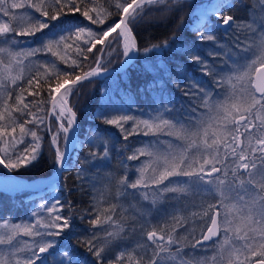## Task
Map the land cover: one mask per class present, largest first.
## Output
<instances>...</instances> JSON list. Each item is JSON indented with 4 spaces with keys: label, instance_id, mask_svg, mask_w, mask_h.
Masks as SVG:
<instances>
[{
    "label": "snow or ice",
    "instance_id": "6c2138e0",
    "mask_svg": "<svg viewBox=\"0 0 264 264\" xmlns=\"http://www.w3.org/2000/svg\"><path fill=\"white\" fill-rule=\"evenodd\" d=\"M236 6L233 0H0V190L35 186L15 173L39 163L46 135L50 168L39 178L48 196L32 203L35 210L19 223L11 215L0 219V264H191L185 256L195 228L178 236L189 220L180 215L189 206L181 202L202 193L216 203L191 214L201 239L190 248L207 252L210 243L213 255L193 256L195 264H264V0H241L246 16L239 20L226 11ZM148 13L159 15L145 20ZM174 13L179 17L169 36L138 46V24L167 23ZM206 42L205 55L198 45ZM120 49L119 68L141 61L146 79L138 91L151 101L135 111L145 119L130 114L136 100L120 87L127 70L105 67ZM165 51L174 65L163 61ZM109 73L119 79L100 90L104 103L91 119L119 129L124 142L118 148L105 128H86L81 138L70 102L84 83L109 81ZM141 132L149 139L125 159L128 137ZM114 149L116 169L105 171ZM131 161L137 179L130 183ZM73 170L75 187L68 188L64 174ZM76 190L90 195L83 210L61 196ZM129 198L137 204L125 207ZM127 211L144 221L139 229L118 218ZM77 212L91 227L76 228ZM154 218L157 225L146 231ZM169 218L175 221L170 230ZM73 236L76 245L67 242ZM82 245L91 262L80 255Z\"/></svg>",
    "mask_w": 264,
    "mask_h": 264
},
{
    "label": "trees",
    "instance_id": "16d2710c",
    "mask_svg": "<svg viewBox=\"0 0 264 264\" xmlns=\"http://www.w3.org/2000/svg\"><path fill=\"white\" fill-rule=\"evenodd\" d=\"M197 1V0H196ZM233 2L237 5L236 7L226 10L228 14H234L235 17L239 20L242 19L246 16V10L239 7V4L241 0H233ZM185 11H187V6L185 7ZM153 15L158 16L159 13H148L145 16V20H148L150 17ZM179 17V13H174L172 17L168 20L167 23H143L141 22L140 24L137 25L135 29V35L137 38V43L140 48H143L147 46L148 44H153L157 43L159 41H162L165 39L167 36L171 34L172 29L175 26L176 20ZM191 20V18H189ZM93 28H103V25H93ZM106 30V29H105ZM213 34L217 36L219 39L223 40L224 39V32L218 29H213ZM190 39H195L194 36H190ZM201 51V54H205L204 52L205 49L211 46L210 42H206L204 44H199L198 45ZM122 49H120L117 53L113 54L110 58V62L105 64V67L112 68L116 66L120 61L122 57ZM50 56V54H48ZM99 55V53H97ZM162 58L164 62H168L170 66L174 65L176 60L173 59V54L170 51H165L162 53ZM52 59H55V57H52ZM92 63L89 65L90 67L94 66V61H95V56H92L91 58ZM106 59H108L106 57ZM60 67H65V65L60 64ZM127 70V75L124 77L123 80L120 81V87L123 88L126 92H128L133 98L136 100V104L133 106V109L131 110L130 114L135 115L140 117L141 119L147 118L146 116H141L139 112L135 111L136 107L142 108L147 110L150 107V101L151 98L150 96L146 95L144 92H139L138 88L142 87L145 83L146 77L142 73L141 69V61L140 60H135L133 63L132 61L129 62L123 69L118 71V73L123 72L124 70ZM86 70V69H85ZM190 70L191 66H190ZM113 75L109 74L111 79L109 81H105L104 77L98 78L94 81L92 84L84 83L83 88L79 89V95H73L70 98V102L75 105L74 111L78 112V117H79V126H80V133H81V138H83V133L84 129L86 128H105L107 131L114 136V144L118 148L120 144H122L123 141V135L120 133L119 129L114 127V126H107V125H102L99 120H93L91 119L92 115L94 114L96 108L99 105H102L104 103V100L101 99V89L109 86L113 80L119 79V75ZM79 74V73H76ZM194 75H198V70H193ZM27 84V81L25 80L22 84L21 87H25ZM90 90H92L90 92ZM46 95V93H45ZM177 97L180 96V93H176ZM115 101L117 103L121 102V94L119 90H117V93L114 97ZM126 99V97H125ZM83 106V107H82ZM22 122V121H21ZM126 127L131 130L132 128V122H129ZM149 139L148 137H145L143 133L139 134H134L132 136L128 137L127 143L130 145V148L127 152H122V156L126 159L128 155L132 154V150L140 148V144L142 141H145ZM48 136H45V141H44V148H43V155L41 156L39 163L35 164L33 167L27 169V170H21L15 173V175L28 179V180H36L39 179L42 176H45L49 174L50 168L48 165ZM21 151H23V148H21ZM89 151V148L87 145L83 148V150L80 152V158L83 159L84 153ZM73 157H75L76 153H72ZM112 159L110 161V164H108L105 167V171L112 170L114 171L117 166V156H116V151L115 149L111 153ZM142 159V158H141ZM72 161L69 160V164H71ZM77 165H79V161H76ZM130 166H132V174L130 175V180L129 182H134L137 179V174L135 172V168L137 166L136 161H131L129 162ZM2 167V166H0ZM65 173L64 175L67 176V187L68 188H73L75 187V175ZM92 172L95 171V169L91 170ZM120 175H123V172H120ZM115 191V189H113ZM31 195V196H30ZM44 196L47 197L48 193L46 189L43 187L40 188L39 190H29V189H21V190H9L8 192H4L0 190V219L7 217L11 215L14 217L13 223H19L28 212L34 211L35 209L31 207L32 203L39 204L41 201L39 197ZM61 196L65 197L68 200H72L74 207L76 209L83 210L88 207L89 202H90V195L85 193L82 194L81 191L76 190L69 195L67 192H61ZM211 196H206L204 194L201 195H196L192 197V200L190 203H186L187 200L182 201V204H188V208L186 212L181 213L180 215L183 216H191L192 213H198V212H203L204 209L208 207L210 204H215L216 200H212ZM211 199V200H210ZM24 202L23 204L21 202ZM136 200H132L129 198L127 201H123L125 207H127L128 204H133ZM215 201V202H214ZM137 202V201H136ZM196 203L197 205H202V207H192V203ZM109 204L111 203H116L114 200H110L108 202ZM169 203V204H167ZM143 204L145 206H149L148 201H144ZM171 204V200L169 202H166L164 204V208H162L161 212L164 211V209L169 208ZM100 207H108V204H101ZM66 214V213H65ZM155 216V214L153 213ZM79 213L77 212V219L75 222V226L78 230H83L86 227H91V225L88 222V218H85L83 221H81L79 218ZM118 218L123 219L125 222H127V226L129 229L132 227H136L139 229L140 225L144 223V221L140 220L138 216H135L132 211H127V212H121L118 213ZM135 219L136 223L132 224L130 223ZM158 223L157 219H152L151 223L147 225L146 231H151L154 226H156ZM170 223V221H168ZM173 224H175V221H173ZM193 226L184 232L178 230V236L179 237H184L187 235L188 230H191ZM194 228L197 229L195 226ZM171 229V226L169 227V230ZM110 230V229H109ZM197 230L193 233L192 238H189L187 242H189L193 237L197 236ZM99 235H103L104 233H98ZM129 235L128 233H125V236ZM140 235V232L137 231L133 236L132 240L135 241ZM22 239H27V237H22ZM78 237H71L70 240L67 242L70 243L71 245H76ZM195 242V241H194ZM85 245H82L79 248V253L80 255L84 256L89 262L93 259V257L85 252ZM211 245L209 243V252H211ZM120 251V248L117 247L114 250L113 255L118 253ZM208 256H212L210 253ZM111 259V257L109 258ZM105 264H108V261H105Z\"/></svg>",
    "mask_w": 264,
    "mask_h": 264
},
{
    "label": "rangeland",
    "instance_id": "374dc122",
    "mask_svg": "<svg viewBox=\"0 0 264 264\" xmlns=\"http://www.w3.org/2000/svg\"><path fill=\"white\" fill-rule=\"evenodd\" d=\"M197 3H199V0H197L196 1ZM212 2H215V0H204V3H212ZM193 8L195 9V11H193V16H197L198 15V12H199V9H196V5L195 4H193ZM123 52V51H122ZM95 66V65H94ZM143 147V144L141 143L140 144V148H142ZM144 158L142 157V160H143ZM34 182H39L40 180L39 179H36V180H33ZM203 194V193H202ZM207 196V195H206ZM192 197L193 196H191V197H189V199L186 201V203H190L191 202V200H192ZM211 198V197H210ZM211 200V199H210ZM212 200H216V199H213L212 198ZM215 202V201H214ZM172 203V202H171ZM133 204H137V202L135 201V202H133ZM167 204H169V203H167ZM138 207H141V205H139L138 204ZM142 207H144V210L145 211H148L149 210V206H145V204H143L142 205ZM162 211V210H161ZM154 213V212H153ZM155 214V213H154ZM189 217V220H188V223H187V226H186V229L185 230H187L188 228L190 229L192 226H193V228L196 226L197 227V229H198V231H196L198 234H197V236H195V237H193V239H191L189 242H187L188 243V245H189V249H188V251H189V255H187V256H185V259H188V260H190V262H191V264H195V261L192 259V257L193 256H195L196 258H199L200 256H204V255H209L210 253L213 255V252L211 251V252H209L210 250H208L207 252H205L204 251V249L203 248H201V249H197V250H195V252H193L192 250H191V248H190V245L191 244H193L194 243V241L197 239V238H199V236H200V232H201V228H200V225L199 224H193L192 222H191V216H188ZM169 221H170V223H169V227L171 226H174V224H173V221L171 220V218H169ZM196 228H195V230H197ZM182 232H184V231H182ZM211 248V247H210Z\"/></svg>",
    "mask_w": 264,
    "mask_h": 264
},
{
    "label": "water",
    "instance_id": "95a60500",
    "mask_svg": "<svg viewBox=\"0 0 264 264\" xmlns=\"http://www.w3.org/2000/svg\"><path fill=\"white\" fill-rule=\"evenodd\" d=\"M122 59H125L124 57H123V55H122V58H121V60ZM120 63V62H119ZM119 63L116 65V66H114V67H112V68H117V70L118 71H120L121 69H123L126 65H124V67L123 68H119ZM110 74V73H109ZM101 77H103V76H101ZM100 77V78H101ZM17 176V175H16ZM17 177H19V176H17ZM21 178V177H20ZM23 180H26V181H31V180H28V179H25V178H23ZM40 188H42V185H41V181H39L34 187H28V188H25V189H29V190H39ZM31 196V195H30ZM209 223H210V221H209ZM204 231H206V228L204 229ZM201 239V236L197 239V240H200Z\"/></svg>",
    "mask_w": 264,
    "mask_h": 264
},
{
    "label": "bare ground",
    "instance_id": "6f19581e",
    "mask_svg": "<svg viewBox=\"0 0 264 264\" xmlns=\"http://www.w3.org/2000/svg\"><path fill=\"white\" fill-rule=\"evenodd\" d=\"M125 58V57H124ZM23 181H25V182H29V183H31V184H33V185H36L38 182H34V181H26V180H23Z\"/></svg>",
    "mask_w": 264,
    "mask_h": 264
}]
</instances>
